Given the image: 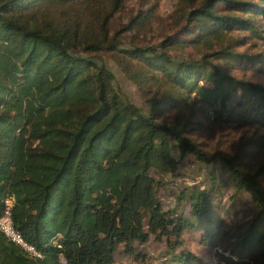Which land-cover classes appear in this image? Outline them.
Here are the masks:
<instances>
[{
    "label": "trees",
    "instance_id": "16d2710c",
    "mask_svg": "<svg viewBox=\"0 0 264 264\" xmlns=\"http://www.w3.org/2000/svg\"><path fill=\"white\" fill-rule=\"evenodd\" d=\"M182 1L170 15L173 33L125 45L123 33L152 27L159 0L116 32L126 0H0V217L12 197L15 228L42 255L0 231V264H115L118 253L145 261L152 236L166 241L162 264H206L183 237L202 230L204 243L216 244L228 234L218 213L228 185L255 206L231 233L229 259L264 260V162L250 163L264 133L233 153L206 150L195 136L206 128L203 107L218 125L264 129V85L231 73L264 66V52L236 50L264 40V0ZM233 31L248 35L229 38ZM183 47L212 51L199 59L172 52ZM104 54L141 104L119 89ZM188 154L211 169L166 209L165 176Z\"/></svg>",
    "mask_w": 264,
    "mask_h": 264
},
{
    "label": "rangeland",
    "instance_id": "374dc122",
    "mask_svg": "<svg viewBox=\"0 0 264 264\" xmlns=\"http://www.w3.org/2000/svg\"><path fill=\"white\" fill-rule=\"evenodd\" d=\"M156 1L157 0H126L125 9L117 14L112 23L113 32L122 29L123 25L129 20L131 15L137 13V11L143 7H148ZM185 4L186 2L183 3L182 0H159V9L157 12L158 18L152 27L149 28L146 33L144 32L142 34L136 32L123 33L122 38L125 41V45H128L131 42L156 45L161 42L165 35L174 32L173 28H170L169 26L171 23L170 15L174 13L178 5L183 6ZM229 35V38H237L248 34L233 31ZM236 50L250 54L264 52V40L252 37L247 44L238 46ZM211 51L212 50H203L195 47H183L182 49H174L172 52L182 58L199 59L203 54L211 53ZM102 60L115 73L119 89H121L127 97L141 104L143 100L139 95L136 85L124 74L121 66L118 65L112 54L102 55ZM213 61L217 64L221 63L214 59ZM231 73L238 77H243L264 85V66L262 70H258V68L250 65L243 68H232ZM203 108L205 113L199 110L198 116L205 123L206 128L203 131L195 132V136L205 145L204 147L206 150L212 151L219 148L223 151L233 153L241 143L251 137L264 133V129L258 127H245L244 129H238L230 126L218 125L213 116L209 118L206 115V112L211 113L209 108ZM177 156L180 157L179 154H177ZM251 162L254 166L264 162V149L253 157L250 163ZM210 169L211 167L208 164L199 161L194 155L188 154L185 157L180 158V165L176 173L167 174L165 176L166 185L161 189V198L166 209L175 208L177 204L175 197L179 193V190L198 184L199 181L206 178ZM220 201H222L224 209L218 211V213L224 220L225 228L223 230H228V234L222 235L223 237L218 239L216 244H205L202 230L194 229L187 231L183 237V248L188 249L201 257L206 264H232L231 260L237 259V254L232 256V259H229L231 256L230 247L232 246L231 244L233 241L231 233L235 231L239 224L249 221L255 209L250 195L246 191L241 193L235 192L231 185L224 188ZM182 207L183 205H180L179 210ZM185 209L188 214V207ZM142 247H144V252L147 253L145 261H136L132 256L118 253L115 264H162L163 256L167 249L166 241L157 240L152 236L150 241ZM120 249H123V247L120 246L119 250ZM249 264H264V260L255 263L251 261Z\"/></svg>",
    "mask_w": 264,
    "mask_h": 264
},
{
    "label": "built area",
    "instance_id": "2783aa9c",
    "mask_svg": "<svg viewBox=\"0 0 264 264\" xmlns=\"http://www.w3.org/2000/svg\"><path fill=\"white\" fill-rule=\"evenodd\" d=\"M6 210L3 216L0 217V231H2L11 241L23 247L26 251L35 257H41V252L36 247L25 240L23 235L14 226L11 209L13 206V198L6 199Z\"/></svg>",
    "mask_w": 264,
    "mask_h": 264
}]
</instances>
